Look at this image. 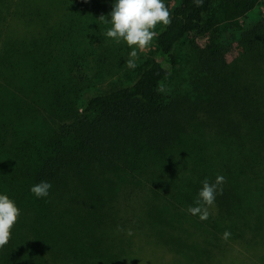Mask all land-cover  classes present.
Listing matches in <instances>:
<instances>
[{
  "label": "trees",
  "instance_id": "obj_1",
  "mask_svg": "<svg viewBox=\"0 0 264 264\" xmlns=\"http://www.w3.org/2000/svg\"><path fill=\"white\" fill-rule=\"evenodd\" d=\"M222 2L234 0H177L139 78L82 103L115 0H0V194L20 210L0 264H126L136 233L186 264H211L223 242L264 264V20L225 40L220 59L197 56L188 92L165 94L177 47ZM217 175L201 221L187 209ZM41 181L51 188L37 198ZM224 220L243 222L228 242Z\"/></svg>",
  "mask_w": 264,
  "mask_h": 264
},
{
  "label": "rangeland",
  "instance_id": "obj_2",
  "mask_svg": "<svg viewBox=\"0 0 264 264\" xmlns=\"http://www.w3.org/2000/svg\"><path fill=\"white\" fill-rule=\"evenodd\" d=\"M176 1L163 0L169 11L175 6ZM262 20H264V0H234L232 3L222 2L216 5L207 18L204 30L199 34L189 36L177 47L179 64L167 84H165V94L169 95L174 91L188 92L193 87V78L194 81L196 79L197 56L203 60L220 59L223 55V42L225 40L231 36L233 38L238 32H245L252 25ZM14 24L19 30L18 33L22 31L21 20L19 23L13 20V27ZM163 26L162 24L156 26L155 31L157 34ZM3 32L4 25L0 26V34ZM4 35L5 33L0 36V39ZM155 38L146 49H135L137 51V57L133 58L136 63L135 69H129L126 65V61L130 59L129 53L133 49L129 48L125 42L120 41L118 43L116 40L108 38L109 41L101 44L100 51L102 52L97 57L92 58L88 64L89 71L87 75L89 77L91 75L96 81L92 82L93 86L87 88L88 90L84 93L82 103L100 92L134 83L154 55ZM197 50L199 51L198 53ZM183 160L185 161V157ZM236 175L226 174L225 177H227L226 180L232 187L235 188L239 197L244 200L249 199L247 187ZM192 177L199 179V177ZM237 221L224 220L222 224L219 221V225L223 232H230V236L240 235L242 232L238 226L240 227L243 222L241 220ZM229 238L226 240L227 242ZM132 242L133 253L131 252L128 255L126 264H186L180 256V259L176 260V255L168 252V246L162 247L158 245L159 243L156 242L152 234L136 233L132 236ZM199 250L200 248L192 245L188 252L190 254L194 252L195 254ZM222 250V255L214 258L211 264H257V260L247 247L232 242L225 248L223 242ZM193 264L202 263L194 258Z\"/></svg>",
  "mask_w": 264,
  "mask_h": 264
},
{
  "label": "clouds",
  "instance_id": "obj_3",
  "mask_svg": "<svg viewBox=\"0 0 264 264\" xmlns=\"http://www.w3.org/2000/svg\"><path fill=\"white\" fill-rule=\"evenodd\" d=\"M196 6H201L203 0H193ZM111 17L108 20L105 16L101 15L99 20L104 21L111 25L106 30L105 35L108 38L125 42L130 51V59L126 61L129 69H135V59L137 51L135 49H146L152 40L158 35L155 31L157 25H170L171 13L163 0H115L112 11L108 13ZM163 91V88L160 89ZM225 182L222 175H217L215 182H210L207 178L202 181V188L199 190L195 206H190L187 211L193 215H199L201 221L209 218L208 207L212 206L215 202L216 193L219 190L222 192L220 186ZM51 183L41 181L30 188V192L37 198L47 197ZM20 210L7 195L0 194V248L8 244L12 229L15 226ZM128 235H132L128 231ZM231 233L225 231L223 239L227 240Z\"/></svg>",
  "mask_w": 264,
  "mask_h": 264
}]
</instances>
